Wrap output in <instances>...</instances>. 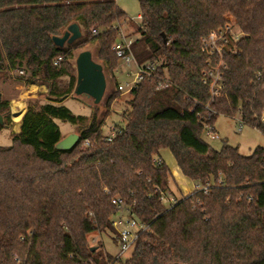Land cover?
<instances>
[{"label": "trees", "instance_id": "trees-1", "mask_svg": "<svg viewBox=\"0 0 264 264\" xmlns=\"http://www.w3.org/2000/svg\"><path fill=\"white\" fill-rule=\"evenodd\" d=\"M139 2L133 53L158 65L168 83H140L108 142L103 128L121 97L113 47L127 14L116 0H0V75L18 71V81L48 90L45 101L29 102L12 145L0 146V264H116L103 240L110 233L118 246L114 199L147 226L122 264H264V147L243 155L203 138L219 116L237 114L264 135V0ZM73 24L82 37L56 46L53 38ZM228 25L242 36L223 52V87L213 97L202 40ZM86 47L107 77L105 110L96 106L88 125L62 105ZM0 115L1 132L12 124L6 100ZM58 122L79 127L70 151L56 147L65 138ZM165 150L198 184L171 207L161 201L174 195Z\"/></svg>", "mask_w": 264, "mask_h": 264}, {"label": "rangeland", "instance_id": "rangeland-1", "mask_svg": "<svg viewBox=\"0 0 264 264\" xmlns=\"http://www.w3.org/2000/svg\"><path fill=\"white\" fill-rule=\"evenodd\" d=\"M116 1L117 5L127 14L126 23H122L123 31L127 35H131L134 32L135 27L141 22V20L139 19V15H141V6L139 2L140 0ZM86 50L90 51V47H86L84 51ZM93 58L95 62L101 65L100 61L97 60L94 54ZM21 74V72L13 71L12 73L7 75H0V93L2 94V100H6L9 102L10 118L12 122L9 128H3L0 132L1 147H9L13 143L12 136L14 132L12 130L14 129V124L17 123L14 117V107L20 106V104L18 103L22 102L27 105L28 109L29 102L35 100L42 102L47 98L48 90L45 85L22 83L16 79L17 76H21ZM128 79L129 78L125 74L119 75V80L122 83L127 81ZM104 97L100 104L95 105L93 99L86 96L76 97L75 93L73 92V94L68 97L62 103V105L69 108L74 115L88 117V121L86 123L88 125V123L91 121L96 106H99V112H103L105 110ZM126 101L127 99L121 95V97L114 102L113 107L107 117L106 124L103 128L104 135H108L110 133L111 127H114L117 124H124L122 115L123 112L127 109ZM21 106L22 111L25 107L23 105ZM58 123L65 137H68L71 134H78V126H73L69 123L64 122ZM214 128L215 131L219 134L220 140L211 141L205 138V136H203V138L216 150L222 149L223 145L225 143H228L233 147L239 148V151L243 155H251L258 147H264V135L260 131L242 124L239 114H237L234 118L219 116L214 124ZM163 158L165 160L164 162L168 165L173 173L170 188L174 196L177 199H181L183 196L192 193L196 189L198 184L186 179L182 175L173 155L169 151L165 153V156ZM170 196H172L171 193L169 194V197ZM110 236V233L104 235L103 240L105 241L107 251L114 253L117 250ZM93 238H95L93 243H97L98 241H100L99 236L93 235L91 239ZM128 256H130V254L124 256L122 260L124 261Z\"/></svg>", "mask_w": 264, "mask_h": 264}, {"label": "built area", "instance_id": "built-area-1", "mask_svg": "<svg viewBox=\"0 0 264 264\" xmlns=\"http://www.w3.org/2000/svg\"><path fill=\"white\" fill-rule=\"evenodd\" d=\"M141 20V16L139 15ZM126 23V21H125ZM97 34L96 31L93 32ZM242 33L237 28H233L232 25H228L225 29L212 32L210 35L202 40V49L210 57L208 61V70L204 73V83L208 85L213 97H219L220 91L223 87V75L222 70L225 67L223 61V52L226 50L230 43V40H239ZM136 38L131 35H127L123 31L122 24L119 25V37L116 44L113 47L114 52L120 59V67L117 70V74H125L129 79L125 82H121L119 85V91L122 96L127 100H133L135 98V90L140 83L149 78H159V87L168 83V79L164 78L160 74V67L154 63H140L133 53V45ZM218 55L221 60L218 64H214L212 57ZM62 61V58L56 61V65ZM242 127V125H241ZM120 129L116 126L111 127L110 133L106 136V141L112 142L113 138L120 133ZM205 138L211 141L220 140L219 134L215 131L214 126L207 125L205 132ZM90 141H86L84 146H89ZM156 163L161 164V159H156ZM209 186L204 189L207 190ZM162 203L166 207L173 206L177 198L172 196H163L161 198ZM117 207V215L112 221V226L117 232V248L118 252L115 257L116 263H121L122 258L130 254L138 242L143 233L147 231V226L139 222L136 218L129 215V211L126 208L124 202L119 199H114L112 202Z\"/></svg>", "mask_w": 264, "mask_h": 264}, {"label": "water", "instance_id": "water-1", "mask_svg": "<svg viewBox=\"0 0 264 264\" xmlns=\"http://www.w3.org/2000/svg\"><path fill=\"white\" fill-rule=\"evenodd\" d=\"M82 37V32L77 24L69 26L62 37H54L53 42L58 47L65 44H72ZM77 84L75 87L76 97L86 96L94 100V104L98 105L102 101L107 81L102 65L94 61L91 51L81 52L76 59ZM2 94L0 93V101ZM0 124H3V117L0 115ZM78 134H71L65 137L57 144V149L62 151L72 150L79 141Z\"/></svg>", "mask_w": 264, "mask_h": 264}, {"label": "crops", "instance_id": "crops-1", "mask_svg": "<svg viewBox=\"0 0 264 264\" xmlns=\"http://www.w3.org/2000/svg\"><path fill=\"white\" fill-rule=\"evenodd\" d=\"M18 104H20V106H18V107H20V108H18V107H14V110L15 111H21V109H22V107H21V105H23L24 107H25V109H24V115L22 116V119H21V121L20 122H17V123H15L14 124V129L12 130L14 133H13V136L15 135V134H18L19 132H20V129H21V124H22V120H23V118H24V116H25V114H26V112H27V105L26 104H24V103H18ZM13 136H12V138H13ZM168 150H165V151H163L162 152V159L164 160V156H165V153L167 152ZM170 152V151H169ZM165 161V160H164ZM116 247V246H115ZM116 252H114V253H117L118 252V248L116 247Z\"/></svg>", "mask_w": 264, "mask_h": 264}, {"label": "bare ground", "instance_id": "bare-ground-1", "mask_svg": "<svg viewBox=\"0 0 264 264\" xmlns=\"http://www.w3.org/2000/svg\"><path fill=\"white\" fill-rule=\"evenodd\" d=\"M22 107V106H21ZM25 109V108H24ZM24 109L22 110V111H15L14 112V117H15V120L17 121V122H20L21 121V119H22V116L24 115Z\"/></svg>", "mask_w": 264, "mask_h": 264}]
</instances>
